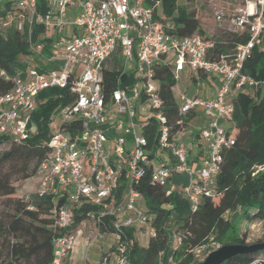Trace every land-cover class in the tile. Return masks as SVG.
Returning <instances> with one entry per match:
<instances>
[{"label": "built area", "instance_id": "1", "mask_svg": "<svg viewBox=\"0 0 264 264\" xmlns=\"http://www.w3.org/2000/svg\"><path fill=\"white\" fill-rule=\"evenodd\" d=\"M232 1L237 8H217L215 21L224 33L247 31L249 38L216 59L215 38L174 32L175 24L161 12L159 1L151 5L147 0H49V9L41 11L38 0H0V33L15 28L29 41V52L21 55L17 71L0 70V76L13 84L0 94V134L21 143L35 131L29 121L41 91L68 89L73 96L57 113L62 124L51 131L33 192L51 197L55 227L66 231L54 239L52 264H68L79 227L89 220L96 231L85 235L87 249L110 228L115 264H131L126 230L150 238L158 232L157 214L149 210L138 188L148 173L168 194L179 188L192 210L217 193L224 152L236 141L233 99L247 88L264 85V79L243 72L254 49H264V0L228 4ZM36 26L43 29L41 38H49L48 52L44 42L34 39ZM163 68L176 81L175 129L157 78ZM184 72L193 91L189 82H179ZM202 81L215 85V91ZM188 127L191 139L186 142ZM200 145L201 152L193 151ZM253 170L264 171V163L254 164ZM179 175L188 180L173 182ZM77 216L84 219L76 226ZM181 244V235L173 233V246ZM110 263L108 252L95 264ZM84 264L94 263L86 259ZM165 264L178 263L170 256Z\"/></svg>", "mask_w": 264, "mask_h": 264}, {"label": "trees", "instance_id": "2", "mask_svg": "<svg viewBox=\"0 0 264 264\" xmlns=\"http://www.w3.org/2000/svg\"><path fill=\"white\" fill-rule=\"evenodd\" d=\"M149 4L161 3L162 13L175 24L174 32L188 35L204 33L200 19L187 5L177 0H147ZM41 11L49 9V0H38ZM43 29L36 26L34 39L45 43L49 51V38H41ZM223 32V31H222ZM249 33H222L216 37L215 55L231 52L239 42L248 40ZM29 52V41L25 33L11 28L6 35L0 33V70L14 74L20 65L22 54ZM243 72L258 79H264V49H254L253 55L244 63ZM111 76L115 72L110 73ZM161 94L165 102L169 122L175 127L177 101L172 86L176 83L170 70H158ZM12 82L0 76V94L12 89ZM73 96L68 89L48 88L38 95V105L31 115L29 126L35 131L21 143L9 134H0V203L5 213L0 215V264H52L54 239L66 231L55 227L52 214L53 200L50 196L31 193L27 199L17 194L16 181L21 178H37V170L46 158L54 116L70 103ZM236 124L235 144L224 152V161L216 182L218 191L202 199L199 207L192 210L189 201L179 188L169 194L167 188L154 184L148 173L139 190L145 197L149 210L157 214L155 225L157 235L151 237L148 245L140 244L134 229L126 230L128 255L131 264H165L170 256L178 264H199L195 250L209 243L214 237L220 246L240 243L253 244L240 235V219L258 221L264 227V171L254 174V164L264 163V85L247 88L234 99ZM147 136L153 140L149 128ZM4 145L9 147L4 149ZM187 176L179 175L173 182H186ZM165 205H169L165 207ZM240 211L235 220L227 218L228 212ZM77 216L75 225L83 220ZM107 233L111 232L108 228ZM179 233L182 244L173 246V233ZM264 236L257 242H263ZM217 249L214 247L209 251ZM208 253V254H209ZM179 258H182L179 260ZM259 260L264 264V249H255L237 254L222 264H251Z\"/></svg>", "mask_w": 264, "mask_h": 264}, {"label": "rangeland", "instance_id": "3", "mask_svg": "<svg viewBox=\"0 0 264 264\" xmlns=\"http://www.w3.org/2000/svg\"><path fill=\"white\" fill-rule=\"evenodd\" d=\"M231 0H177V3L179 5H187L189 10L194 11L198 18L200 19L201 27L204 29V35L211 36V37H218L220 34L223 32L219 29L216 21H215V11L217 8L223 9L224 12H228L229 6L231 9L234 11V9L237 8V4L233 3L232 5H229L228 2ZM76 10V6L72 8V12L69 14L70 18H73L74 12ZM121 59V58H119ZM109 65V63L107 64ZM48 67H51L50 65ZM190 76V75H189ZM181 86L185 85V83L189 82V79L187 77V73L184 72L182 74L181 79L179 80ZM190 87L191 91H193V87L191 86L192 82L190 81ZM202 85L205 86V82L202 81ZM199 92H202V90H198ZM194 123L196 125H200L199 120H194ZM62 124V116L61 114H56L54 116V123L51 125V129L53 131L57 130L58 126ZM190 127L187 128V135L188 137L186 138V142H189L191 138L190 136ZM234 133H236V129L234 130ZM8 145H4L2 148L6 149L8 148ZM16 186H17V194L19 196H26L29 193L35 192L37 188V178H29V179H24L21 178L18 181H16ZM140 203H142V200H139ZM143 207L145 206V203L141 204ZM5 207L3 203H0V215L5 213ZM240 211L237 212H228L226 213V217L229 219L235 220L236 216H239ZM240 235L241 236H246V241L250 242H257L258 239L262 238L264 236V227L262 223L258 221H250L246 219H240ZM88 227L84 224L80 226V229L78 232H82L86 229H92L96 231V226L93 224L91 220L88 221ZM77 232V233H78ZM137 238L140 242L141 245L147 246L148 242L150 240V237L145 235L142 232H137ZM115 242V236L112 233H104V237L102 239H98L93 242V245L90 247V249H87V246L82 248V250L76 251L73 253V258L77 264H83L86 260L90 263H98L99 260L101 259V256L104 253H111V263L110 264H115V254L114 250L112 248L113 243ZM217 244H219L218 241H215L214 237L210 238L209 243L206 245L202 246L201 248L195 250L194 252V258L195 260H204L209 251L213 249ZM74 251V249H73ZM182 258H179L181 260ZM178 263V260H176ZM189 264H194V262L189 263Z\"/></svg>", "mask_w": 264, "mask_h": 264}, {"label": "water", "instance_id": "4", "mask_svg": "<svg viewBox=\"0 0 264 264\" xmlns=\"http://www.w3.org/2000/svg\"><path fill=\"white\" fill-rule=\"evenodd\" d=\"M255 249H264V241L250 245L240 243L224 244L211 251L199 264H222L224 261L237 254L246 253Z\"/></svg>", "mask_w": 264, "mask_h": 264}, {"label": "crops", "instance_id": "5", "mask_svg": "<svg viewBox=\"0 0 264 264\" xmlns=\"http://www.w3.org/2000/svg\"><path fill=\"white\" fill-rule=\"evenodd\" d=\"M160 10H161V8H160ZM162 12V11H161ZM205 88L206 87H208L209 88V90L211 91V92H214L215 91V85H208V86H206V84H205V86H204ZM190 138V137H189ZM197 143H199V142H197ZM197 149H199V151L201 152L202 151V147H201V145H200V148L198 147V148H194L193 149V151H195V150H197ZM84 225V224H83ZM85 225L88 227V221L85 223ZM81 226V225H80ZM89 228V227H88ZM79 229H80V227H79ZM91 230V228L90 229H86V230H84V231H82V232H78L77 234H76V239H75V244H74V247L72 248V250H71V252H70V255H69V258H68V264H77L75 261H73L74 260V258H73V253L74 252H76V251H79V250H82V248H84L85 246H86V243H85V235L88 233V231H90ZM73 249H74V251H73ZM87 259V258H86ZM88 260V259H87ZM84 264V263H83Z\"/></svg>", "mask_w": 264, "mask_h": 264}]
</instances>
